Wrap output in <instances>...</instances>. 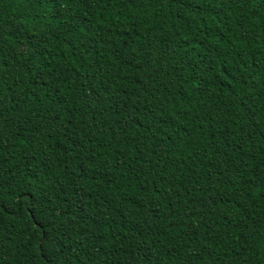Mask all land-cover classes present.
<instances>
[{"label": "trees", "instance_id": "trees-1", "mask_svg": "<svg viewBox=\"0 0 264 264\" xmlns=\"http://www.w3.org/2000/svg\"><path fill=\"white\" fill-rule=\"evenodd\" d=\"M0 264H264V0H0Z\"/></svg>", "mask_w": 264, "mask_h": 264}]
</instances>
